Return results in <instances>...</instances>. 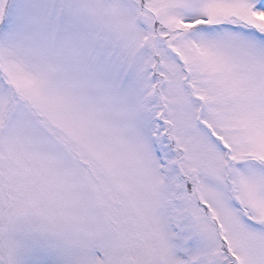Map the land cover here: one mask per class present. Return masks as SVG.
I'll return each instance as SVG.
<instances>
[{
  "label": "snow or ice",
  "instance_id": "snow-or-ice-1",
  "mask_svg": "<svg viewBox=\"0 0 264 264\" xmlns=\"http://www.w3.org/2000/svg\"><path fill=\"white\" fill-rule=\"evenodd\" d=\"M0 264H264V0H0Z\"/></svg>",
  "mask_w": 264,
  "mask_h": 264
}]
</instances>
